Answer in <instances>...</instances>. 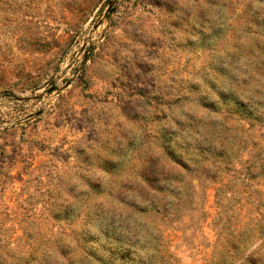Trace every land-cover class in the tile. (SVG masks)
Here are the masks:
<instances>
[{"label":"rangeland","instance_id":"1","mask_svg":"<svg viewBox=\"0 0 264 264\" xmlns=\"http://www.w3.org/2000/svg\"><path fill=\"white\" fill-rule=\"evenodd\" d=\"M155 248L264 260V0H0V264Z\"/></svg>","mask_w":264,"mask_h":264},{"label":"trees","instance_id":"2","mask_svg":"<svg viewBox=\"0 0 264 264\" xmlns=\"http://www.w3.org/2000/svg\"><path fill=\"white\" fill-rule=\"evenodd\" d=\"M172 204L176 205V203H173L171 201H165V204L163 205L162 210H164V212H165L168 209V207ZM147 206H148L147 208L141 209L140 212L144 213L146 211V209H148V208H150L151 210H154L156 213L159 212V210H160V209H157L155 207H151V205L150 206L147 205ZM125 239H126L127 243H132V244L137 243V241L135 239V235L133 233H130V236H127V238H125ZM119 240L120 239L118 238L116 241H119ZM131 248H132V245H128L127 248H123L122 250L118 249L115 251V252H117L116 255H120L121 260H126V259L128 260V259H131V257H133V256L137 257ZM158 253H159L158 249L155 248V254L149 255L147 258H145V260L142 259L141 261L139 260V262L141 264H143V263L144 264H151L153 262V260H155V258L157 257ZM165 255L168 258H170L166 253H165ZM160 262H161V260H160ZM234 262H237L240 264H245V263L251 264L252 263V261L248 257H243L237 251H234L231 255H228L225 258L223 257L222 259L219 260L218 263L219 264H234ZM259 263L264 264V260L261 259Z\"/></svg>","mask_w":264,"mask_h":264}]
</instances>
